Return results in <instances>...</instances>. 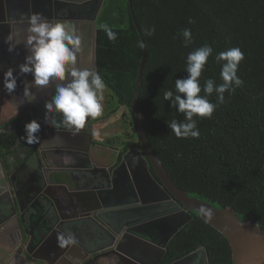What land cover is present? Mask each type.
<instances>
[{
	"label": "trees",
	"instance_id": "trees-1",
	"mask_svg": "<svg viewBox=\"0 0 264 264\" xmlns=\"http://www.w3.org/2000/svg\"><path fill=\"white\" fill-rule=\"evenodd\" d=\"M132 8L146 43L138 104L148 144L172 181L190 197L216 208L232 207L241 220L264 230V0H132ZM100 24H107L117 39L110 41ZM153 26L155 33L148 36L147 29ZM185 28L191 29L193 38L188 47L180 35ZM94 42L95 72L112 98L107 116L123 107L126 125L134 131L126 135L121 154L138 149L131 103L142 49L129 0H104ZM204 44L213 48V54L199 77L201 87L208 78L222 83L221 65L214 57L232 47L244 53L237 71L243 85L224 94L225 102L211 118L194 117L198 139L176 138L168 123L182 122L184 117L163 99V93L175 91V80L187 77V55ZM209 100L216 103L215 93ZM3 140L0 134V157L5 162L9 155L17 157L12 147L19 135L13 134L7 144ZM112 144L111 139L103 143ZM150 170L159 181L151 166ZM190 215L172 241L177 256L202 246L211 264H232L227 239L195 211Z\"/></svg>",
	"mask_w": 264,
	"mask_h": 264
},
{
	"label": "water",
	"instance_id": "water-1",
	"mask_svg": "<svg viewBox=\"0 0 264 264\" xmlns=\"http://www.w3.org/2000/svg\"><path fill=\"white\" fill-rule=\"evenodd\" d=\"M1 1L2 4L0 6V26L6 25L7 29L9 28L8 31L14 34L16 25H19L26 20L28 21V17H30L31 15L21 16V14H19L20 16H13L11 15V12L13 14H16L14 13L15 11L21 12L20 10L22 9L23 5L26 9L28 7L30 8L31 3L30 1L27 2V0L22 2V5L16 2L18 0H13L14 2L10 0ZM3 1L5 2L4 4ZM44 2L45 0L41 1L39 4H35V2H33L32 6L36 11L40 10L41 8L44 9L43 5H46L49 13L47 19L50 22H60L64 25H73L75 28L82 22V18L81 16H79V12L83 10L81 2L78 3L72 0H49V2ZM89 2L91 4L93 2L99 3L96 10V14H98V12L102 8L104 0H89ZM10 6H12V9H10ZM129 8L133 24L140 36V41L145 43L142 29L135 17L132 8V0H129ZM75 16L77 18H75ZM96 18L97 17H94L93 20L95 21ZM9 46H13L11 43V38L9 43L6 45V51H8ZM92 49L94 53V40L92 42ZM94 63L93 70L95 71ZM145 63L146 47L142 49L136 88L131 103L139 139V148L136 149L134 153L140 156V162L138 164L139 166L137 165V167L130 164L128 171L130 172L129 176L133 181V187L135 189L133 193V201L130 203L137 204L138 202H140L141 204H137L134 207L132 206V208L127 212H124L125 210L120 212L118 218H113V221L117 226H119L120 224L126 225L128 227L127 231L133 236H130L132 241H139V243H143L142 240L147 242L152 241L147 237L148 234L143 233L144 229L152 230V228H157V226L165 225V223L169 221H171L172 223L174 222L168 232V236L165 237L164 242L167 243L173 234L179 231V229H181L191 220L190 212L195 211L202 220L208 223L211 227H213L227 239L231 249L232 264H264V230H262L260 225H257L248 220H241L236 215L232 207L216 208L212 204L206 201H202L197 197H190L187 191L180 189L172 181L163 164L160 162V160L148 144L144 133L142 114L138 104L139 91L142 83ZM13 66L14 64L11 62L7 67L0 68V91L2 90L3 93H0L1 97L6 96L5 93L8 94L3 88V74L8 68L11 67L14 69L13 75L17 77V85H20L22 83L23 74H19L18 68ZM17 90L18 88L16 87L15 91L11 94L14 96H18ZM11 94L9 96H11ZM11 104L13 105V103ZM25 106L26 110L19 113V115L29 113L28 107L30 106V102L25 101ZM60 130H63L64 132L60 133ZM60 130L56 131L54 128H52L48 131H42L48 133L50 143H47L48 146L46 147H39V151L35 150L33 159L30 161V166H32L31 168H34V173L42 175L40 176V178L42 177L41 179H43L45 183V185L37 193L38 196L36 197H40L41 199L43 198V200H46V213L48 222L50 223L48 224L50 226V234L44 242L41 250L42 253L51 257L53 261L56 262L54 264H85L86 255H80L79 249L87 253V249H85L86 246L82 243H78L77 240V243L75 244H62L60 238L63 237L65 240H67L69 234L73 236L76 235L77 230L79 231L83 228L80 223L84 222L86 219L91 221V223L93 222L94 225L96 224L97 226L106 229V227L104 226V221H102L99 212H101L102 207L105 206V196L110 195L113 190L116 192V171H109L103 166L97 167L93 164H78L72 161L73 158L70 155L69 161H64L63 164L62 162L56 163L55 158H57L58 156V151L66 150V152L68 151L70 154L74 153L77 155L85 154L88 151H86V149L84 150L85 152L82 149L80 150L78 141L73 140V137L77 138V134L72 135L67 131L65 132L64 129ZM79 136L82 137L84 135L80 134ZM88 138L89 140L92 139V134H88ZM123 163L124 161H122L120 165L124 169L125 167ZM149 165L154 169L157 177L159 178V182L150 174L148 170ZM76 169H95L97 171H107L105 184H95L94 180L99 181V178L97 176H91L88 173L89 171H87L84 172V175L87 176V179L91 181V185H83V181L82 179H80V176H77L76 178ZM142 177L145 178L152 186L151 189L154 188L157 190V192L159 191L158 195H156L157 197L153 196L151 192H148L146 193V198H144V191L139 188L137 182V179L141 180ZM77 181L78 184L76 183ZM72 185L74 187H72ZM34 200L38 199L35 198ZM158 204H161L159 205V207H162L163 205H172L174 208L169 212L167 210L163 211L162 209H159L163 212L155 214V211H157L156 209L159 208ZM29 208L33 211V215H35V213L39 211L38 209H35L34 206H29ZM175 209L176 211H174ZM201 209H203V211H201ZM206 213H211V216L209 217L208 215H206ZM162 214L169 215L160 219H154V217L161 216ZM29 220L27 221L28 223ZM16 221L19 225L20 232L24 235H28L29 233L27 231V226L24 218L22 219V217H20L19 220V218L17 217ZM113 236L114 240L116 238H120L119 231L114 230ZM134 248L139 250V248L136 246H134ZM100 250L101 249L94 251L93 254H96L95 258L99 257L102 262L104 261L105 263L110 264L112 262L114 264V261L106 253H102ZM200 250L201 252L204 251L203 249H199L192 254H189L188 256L182 258L177 264H184L187 260H190L192 257L194 258L198 255ZM114 251H117V249H114ZM26 255H28L31 259L35 258L31 256L30 253H26ZM117 255L124 257L130 262V264H142L140 262L141 260L135 254L128 256L118 253ZM42 261L46 262V259L43 258ZM29 262L30 264H35V261H31L30 259ZM16 264L24 263L17 262ZM39 264L44 263L42 262Z\"/></svg>",
	"mask_w": 264,
	"mask_h": 264
},
{
	"label": "flooded vegetation",
	"instance_id": "flooded-vegetation-1",
	"mask_svg": "<svg viewBox=\"0 0 264 264\" xmlns=\"http://www.w3.org/2000/svg\"><path fill=\"white\" fill-rule=\"evenodd\" d=\"M10 1L14 2L13 0ZM41 1L43 0H35L34 2L35 4H39ZM72 1L82 3L81 5L83 10L79 12V16L82 18L80 27L86 34V37L80 44L79 51H77L78 54H76L75 66L82 70L89 69L94 71V53L92 49V42L97 28V18L101 11L100 10L98 14H96L99 3L93 2L91 4L89 0ZM46 2H49V0H45L44 3ZM43 6L44 9L41 8L40 10H34L32 14L40 13L47 18L49 15L48 10L46 5ZM11 7L12 6H10V9H12ZM14 13L16 14L11 12V15L20 16L19 11H15ZM22 15L24 16V13H22ZM94 17H97L95 21L93 20ZM75 18L77 17L75 16ZM22 79V83L20 85L18 84L19 86L17 85L18 96H14L12 94L9 96L10 94H6L5 92L6 96L1 97L0 95V134L4 135L3 141L7 144L13 134L19 135V140L12 147L13 150L16 149L17 157L15 155H9L7 161L5 162H3L0 157V264H16L17 262L30 264L29 259L31 261H35V264L42 262L44 264H52L53 262L54 264L56 262H54L51 257L42 253L41 250L44 242L50 234V226L48 225L50 223L48 222L46 213V200H43V198L41 199L40 197L37 198L36 196H38L37 193L41 190L45 183L44 180L41 179L42 177L40 178L42 175L34 173V168H31L32 166H30V161L33 159L35 150L39 151V147H46L48 146L47 143H50L48 133L42 132L53 128L45 123L44 105L46 102L50 101L52 96L55 94V84H52L50 87L45 89L30 88V91L35 94L36 99L30 102V106L28 107L29 113L19 115V113L26 110L25 102L21 103V101L24 100V85L30 83L33 77L31 74H23ZM0 93L3 94L2 90ZM11 103H13V105ZM111 116L112 115H108L106 117ZM33 120L40 124V132L37 134L40 143L28 145L23 143L25 141L22 139V137L26 135L24 126L26 123ZM102 120H104V118L97 117L95 119H86L84 128L77 133L78 136L76 135L77 138L73 137L74 141H78L80 150H88L87 153H85L86 155H77L74 153L70 154L68 151L66 152V150H61L58 151V156L55 158L56 163L69 161L71 156L73 158L72 161L78 164H93L97 167H101L103 160L98 158V154L100 152L108 154L109 151L106 149L109 150L110 148L103 145V143L109 139L113 140V142L115 140H119L120 142L123 140L122 137L119 136L103 139L102 141L97 140L98 133L101 131V125L103 124ZM59 132L63 133L64 131L60 130ZM80 134L84 136L80 137ZM88 134H92V139H90L91 141L88 138ZM125 143V140L123 141V144L121 143L122 149ZM18 145L21 147L18 148ZM127 152L122 154L120 153V156L116 158L115 161H111V165L105 166L102 164L107 170L110 169L116 171V192L113 190L110 195L105 196V206L102 207L101 212H99L106 229L101 228L96 224L94 225L93 222L91 223V221L86 219L84 222L80 223L83 228L79 231L77 230L76 235H74L78 243H82L86 246L85 249H87V253L79 249L80 255H86L85 264H110L105 263L104 261L102 262L99 257L95 258L96 254L93 253L99 249H101L100 251L102 253H106L114 261V264H130V262L124 257L117 255L118 253L128 256L135 254L141 260L140 262L142 264H177L185 256H188L199 249H203L204 251L201 252L200 250L197 256L187 260L184 264H211L208 259L207 252L202 246L189 251L181 257L177 256L178 251L175 250L172 241L179 231L173 234L167 243L164 242L165 237L168 236V232L174 222L172 223L169 221L165 223V225L152 228V230L144 229L143 233L148 234L147 237L152 241L147 242L142 240L143 243H139V241H132L131 237L133 236L127 231L128 227L126 225H116L113 218H118L120 212L124 210V212H127L132 208V206L134 207L137 204H141L140 202L137 204L130 203L133 201L132 199L134 197L133 193L135 189L133 187V181L129 176L130 172H128L130 164L137 167L140 162V156L138 157L134 152ZM108 158H110V156H108ZM122 161H124L123 164L126 168H124L125 170L120 165ZM148 170L153 176L150 170V165L148 166ZM87 171H89L88 173L91 176H97L99 178V181L94 180L95 184H105L107 176V171L105 170H76V178L77 176H80V179L83 181V185H91V181L84 175V172ZM137 182L139 188L144 191V198H146V193L148 192H151L153 196L157 197L156 195H158L159 191L157 192L154 188L151 189L152 186L145 178L142 177L141 180L137 179ZM76 183L78 184V181ZM72 187L74 186L72 185ZM35 198L38 200H34ZM159 205L161 204H158V207ZM29 206H34V208L39 211L33 215V211L29 208ZM173 208L174 207L172 205H163L162 207L156 209L157 211H155V214L166 210L169 212ZM159 209H162L163 211H160ZM174 211H176V209ZM167 215L162 214L161 216L154 217V219H160ZM17 217L19 220L20 217H22V219L24 218L27 231L29 233L28 235H24L20 232L19 225L16 221ZM28 220L29 223L27 222ZM114 230H118L120 234V238H116L115 240L113 236ZM134 246L138 247L139 250L134 248ZM114 249H117V251H114ZM26 253H30V255L35 258L31 259L28 255H26ZM43 258L46 259V262L42 261ZM111 264L113 263L111 262Z\"/></svg>",
	"mask_w": 264,
	"mask_h": 264
},
{
	"label": "clouds",
	"instance_id": "clouds-1",
	"mask_svg": "<svg viewBox=\"0 0 264 264\" xmlns=\"http://www.w3.org/2000/svg\"><path fill=\"white\" fill-rule=\"evenodd\" d=\"M189 23H194L191 19ZM110 41L117 39V34L107 24H100ZM29 35L25 41L28 55L18 66L19 74H31L33 79L24 85L23 102H32L36 99L30 88L45 89L55 84V94L46 102L45 123L56 131H65L76 135L84 128L86 119H95L102 113L100 100L105 83L98 72L89 69H79L76 64V52L79 51L80 38L66 31L65 25L60 22L52 23L40 13H33L28 17ZM155 27L147 29V35L152 36ZM180 35L183 46L193 43L191 29L185 28ZM138 47L144 49L146 44L139 42ZM15 46H9L12 52ZM213 54V48L204 44L190 52L186 57L187 77L175 80V91L165 90L163 99L170 101L171 106L183 114L184 120H172L168 126L176 138L198 139V118H211L215 109L225 102V93H233L243 85V80L237 75L244 53L239 47H232L215 55L214 59L221 65L220 79L222 83L208 78L201 87V76L208 58ZM14 69L8 68L3 74V88L11 94L17 87V77ZM203 92V95H201ZM215 93L216 103L209 97ZM59 117V119H58ZM25 136L22 137L28 145L40 143L38 133L40 124L33 120L24 126ZM203 211V209H201ZM209 217L211 213H206ZM62 244L77 243L75 237L69 234L67 240L60 238Z\"/></svg>",
	"mask_w": 264,
	"mask_h": 264
},
{
	"label": "crops",
	"instance_id": "crops-1",
	"mask_svg": "<svg viewBox=\"0 0 264 264\" xmlns=\"http://www.w3.org/2000/svg\"><path fill=\"white\" fill-rule=\"evenodd\" d=\"M14 1H16V0H14ZM24 1L25 0H18L16 2L19 3L20 5H22L21 3ZM29 1H30V3L34 2V0H27V2H29ZM4 3L5 2L3 1V4ZM1 4H2V1L0 0V6H1ZM34 9L35 8H33L32 3H31V7L30 8L28 7L27 9L23 5L22 9L20 10L21 11L20 14L22 15V13H24V15H31L32 12L34 11ZM80 26L81 25H78L75 28L73 25H65V28H67L66 31L69 34L78 36L80 38V44H81L83 42L84 38L86 37V34L82 31ZM73 28H74V30H73ZM15 29L16 30H15L14 34H12L10 31H8L9 28L7 29L6 25L0 26V68L7 67L8 64H10L11 62L14 64L13 67L18 68V66L24 62L25 56L29 54L27 51V48H26V43H25V41L29 35L28 21L26 20L23 23L16 25ZM10 38H11L12 45L15 46V48L12 52L6 51L7 50L6 45L9 43ZM76 54H78V53L76 52ZM123 122L126 125L125 117L123 119ZM133 133H134L133 129L131 127H128L125 130L123 135L121 133L119 134L116 131L115 132H107L105 134V139H108L110 137H115V136L118 137L119 135H122L124 137V139L121 142L119 140H115L113 142L112 146H110L109 150L106 149L107 151H109L108 154H105L102 152H100L98 154V158L103 160V163H102L103 165H105V166L111 165V163L113 161H115L116 158L119 157V154L121 153V150H122L121 143L123 144L124 140H125V142H127L128 141L127 139L129 138V136L127 137L126 135H132ZM122 136H119V137H122ZM118 143H120V144H118ZM135 150L136 149H130V150H128V152L133 153ZM108 156H110V158H108ZM137 156L139 157V155H137ZM102 164H101V166H103ZM81 170H83V169H81ZM81 170H77V171H81Z\"/></svg>",
	"mask_w": 264,
	"mask_h": 264
},
{
	"label": "rangeland",
	"instance_id": "rangeland-1",
	"mask_svg": "<svg viewBox=\"0 0 264 264\" xmlns=\"http://www.w3.org/2000/svg\"><path fill=\"white\" fill-rule=\"evenodd\" d=\"M100 95L102 96L100 100V103L102 105V113L100 116H98V118H104V120L102 121L103 124L101 125V131H99L98 133L97 140L102 141L103 139H105V134L107 132L116 131L119 134L121 133L123 135L125 130L128 128L127 125H125V123L123 122L126 110L123 107H120L115 114H111V117H106L108 114V106L112 98L110 96L109 90L106 87L102 90V93ZM122 139H124L123 136Z\"/></svg>",
	"mask_w": 264,
	"mask_h": 264
}]
</instances>
